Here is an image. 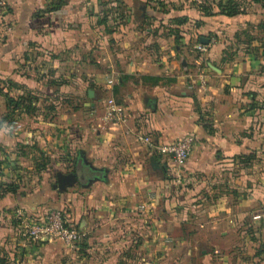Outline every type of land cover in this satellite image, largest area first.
Segmentation results:
<instances>
[{
    "label": "crops",
    "instance_id": "crops-1",
    "mask_svg": "<svg viewBox=\"0 0 264 264\" xmlns=\"http://www.w3.org/2000/svg\"><path fill=\"white\" fill-rule=\"evenodd\" d=\"M218 1L0 0V264H264V8ZM188 133L180 165L154 148ZM48 208L74 249L18 230Z\"/></svg>",
    "mask_w": 264,
    "mask_h": 264
},
{
    "label": "built area",
    "instance_id": "built-area-1",
    "mask_svg": "<svg viewBox=\"0 0 264 264\" xmlns=\"http://www.w3.org/2000/svg\"><path fill=\"white\" fill-rule=\"evenodd\" d=\"M197 48L200 51H205L206 45H198ZM202 69V67H196L199 79L198 84L201 88L205 87ZM106 81L110 82V79L107 78ZM103 118L113 124H120L126 121V115L123 110L115 106L111 99L107 100ZM137 139L148 146H152L148 136L137 135ZM194 140V135L188 133L170 143L157 144L154 148L159 153L170 156L172 160L180 165L188 157ZM14 214L18 230L32 242L41 241L42 239H59L69 249H74L76 243L83 237L82 231L65 223L61 212L57 209H47L41 216L36 218L25 215L19 209Z\"/></svg>",
    "mask_w": 264,
    "mask_h": 264
},
{
    "label": "trees",
    "instance_id": "trees-1",
    "mask_svg": "<svg viewBox=\"0 0 264 264\" xmlns=\"http://www.w3.org/2000/svg\"><path fill=\"white\" fill-rule=\"evenodd\" d=\"M252 2H257L260 4V6L262 8H264V0H250ZM201 3V7H204L205 4L203 2V0H200ZM217 6L219 8V11L223 14V15H227V16H232L234 14H237L239 12V9L241 8V3L240 1L237 0H224V1H218ZM258 28L261 29L262 33L264 34V21L260 24H258ZM202 63L198 64L201 65ZM37 99V97L35 95H33L30 91H23L21 93H18L17 95L13 96V97H9L8 95H6V103L7 105L11 106V110L14 111L16 109L17 106L22 105L25 109L26 112L30 111L32 109L31 103L33 100ZM13 191L15 192L16 190V184H13L12 182H0V192H5V191ZM50 209V208H48ZM62 214L63 219L65 220V223L67 225H70L67 223V220L64 217V213L59 210ZM27 216L32 217L31 215L27 214ZM36 218V217H33ZM73 226V225H70ZM74 227V226H73ZM76 228V227H75ZM80 241H78L76 243V245L79 243ZM256 252H261V249H258ZM264 252V250H263ZM256 254V253H255ZM263 257H264V253H263Z\"/></svg>",
    "mask_w": 264,
    "mask_h": 264
},
{
    "label": "water",
    "instance_id": "water-1",
    "mask_svg": "<svg viewBox=\"0 0 264 264\" xmlns=\"http://www.w3.org/2000/svg\"><path fill=\"white\" fill-rule=\"evenodd\" d=\"M200 42L206 43V39H200ZM91 94V91H88V95ZM73 180L72 174H66V175H57L56 177V186L59 189H62L66 184L70 183Z\"/></svg>",
    "mask_w": 264,
    "mask_h": 264
}]
</instances>
